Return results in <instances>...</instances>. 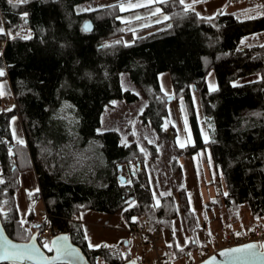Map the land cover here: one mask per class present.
<instances>
[{
  "label": "trees",
  "instance_id": "16d2710c",
  "mask_svg": "<svg viewBox=\"0 0 264 264\" xmlns=\"http://www.w3.org/2000/svg\"><path fill=\"white\" fill-rule=\"evenodd\" d=\"M101 1L105 0H0L5 28L0 41H6L0 80L10 81L18 105L0 111V217L9 237L27 242L48 228L52 236L69 234L91 264H123L131 259L121 256L124 244L87 246L82 212L122 211L128 225L143 221L151 232L168 229L173 239L180 209L193 236L207 230L210 218L220 214L228 228H235L245 211L263 218L264 43L241 42L264 32V19L240 21L224 10L207 17L187 10L180 0H165L159 4L167 15L165 25L126 43L128 29L119 4H96ZM28 28L32 38L19 35ZM165 72L170 74L171 96L186 103L194 145H177V130L167 111L170 96L162 92L158 78ZM210 72L215 73V90L207 85ZM122 74L146 101L139 119L156 136L146 150L140 149L133 134L123 139L116 129L99 131L106 106L139 99L123 89ZM194 92L200 98L208 142L201 135ZM16 116L25 144L15 142L11 134L10 121ZM203 148H210L226 186L225 194L205 205L203 223L190 209L182 186L177 195L162 193L155 206L145 163L167 153L171 175L178 179L179 158ZM122 165L129 168L123 184L118 178ZM33 169L40 190L28 194L31 209L22 221L15 194L20 174ZM35 200L45 206L41 220L32 209ZM193 236L184 249L173 248L176 257L197 251Z\"/></svg>",
  "mask_w": 264,
  "mask_h": 264
},
{
  "label": "crops",
  "instance_id": "0c3cea01",
  "mask_svg": "<svg viewBox=\"0 0 264 264\" xmlns=\"http://www.w3.org/2000/svg\"><path fill=\"white\" fill-rule=\"evenodd\" d=\"M163 1L165 0H118L119 8L122 13L121 20L126 24L128 30L131 29L136 32H141L148 28L162 27L167 22V15L162 12L159 5ZM129 5H131V7H129ZM136 5L140 6L137 7ZM183 5L184 7L185 5H190V7L185 8L207 17H213L220 10L235 15L236 13L246 11L251 7L250 0H184ZM157 9H159V11H156ZM1 22L4 27L2 18H0V26ZM135 38L136 37H134L132 41ZM260 43H264V32L247 36L243 38L241 42L242 45H254ZM162 77L165 78L163 79V82L161 79ZM158 78L162 92L165 95L172 94L173 89L170 74L167 72L161 73ZM167 79L171 84L170 82H167ZM207 85L209 90H215L217 88V81L214 72H210L207 76ZM193 102L195 105L198 103L199 107H201L200 98L196 92L193 93ZM167 111L171 124L177 130L176 142L178 147L184 148L189 145H194L195 138L192 132L185 101L183 99L173 100L168 103ZM201 114L203 122L200 121L198 117L201 135L203 141L208 142L210 139L209 131L204 121V114ZM15 118L20 120L19 117ZM13 139L17 143L23 141V143L20 144H25V132L24 136L19 138V140L14 137ZM179 162L182 166V172L179 179L180 185L185 189L190 209L196 213L199 222L203 223V218H205V205L209 201L217 199L220 194L226 193L224 180L216 169L210 148H203L192 155L183 156L179 158ZM145 170L152 200L155 206H159L161 203L162 192L157 184V177L153 169V164L149 161L146 162ZM125 171L126 169H124V174ZM126 175L127 174H125V176ZM128 179L129 178L127 177V180ZM39 190L40 184L38 175L34 169L20 174V188L15 194V201L19 217L22 221L27 219L31 209L28 201V194ZM175 195H177V193H175ZM40 203L45 208L44 203L42 201H40ZM79 219L82 222L87 246L90 249H97L103 245L119 246L124 244L126 246L125 243L129 244L128 240L134 238L129 231V225L123 218L122 211L116 214H107L104 212L88 210L82 212L79 215ZM211 225L212 223H209L208 227ZM252 226H250V228ZM235 228H238V224ZM209 230L210 228H208V231ZM158 234L159 240L162 235L165 239V250H162V256H167L171 262L172 260H175L174 257L176 256L177 249H184L192 238V235L189 234L186 229V222L181 209L179 210L178 217L174 221V239L168 229L160 230ZM201 235H204V233ZM90 243L92 245L91 247L89 246ZM97 245H99V247H97ZM173 248H177L174 250V253H172L173 250H171ZM190 257L191 256H181L178 258H181L183 261L188 260L187 264H191L190 262L192 261H199L197 251L194 258ZM171 264H183V262L179 263L176 261V263L172 262Z\"/></svg>",
  "mask_w": 264,
  "mask_h": 264
},
{
  "label": "rangeland",
  "instance_id": "374dc122",
  "mask_svg": "<svg viewBox=\"0 0 264 264\" xmlns=\"http://www.w3.org/2000/svg\"><path fill=\"white\" fill-rule=\"evenodd\" d=\"M119 4L118 0H105V1H101L96 3L97 5H106V4ZM158 28V27H157ZM0 29H2V31H0V33L4 32V27L2 26V22H1V26ZM155 29L154 28H148L145 29L141 32H136L133 31L131 29L128 30L124 40L126 43H130L132 42V39L134 37H139L151 30ZM19 33H24V31H21ZM162 82L163 79L165 78H161ZM167 82L169 83L170 81L167 79ZM121 83H122V87L124 90H130L131 92L137 94L139 96V99L136 102L133 103H127L126 101H116L112 104H110L109 106H106L104 109V112L102 114L101 117V127L99 129V131H106V130H110V129H116L118 130V132L120 133L121 137L123 139L128 138V134H133L137 144L139 145L140 149L142 150H146L147 145L154 143L156 136H155V132L154 130H152V128L149 125H145L142 123V121L139 119V115L142 113L145 105H146V101L142 95V93L140 92V90L131 83V81L128 78L127 74H122L121 75ZM171 84V82H170ZM13 92H12V88H11V84L10 81L8 79H3L0 80V97H2L3 99L10 101L11 100V96H12ZM172 94H169L167 96H171ZM196 107V112H197V117H199L200 121L203 122V118L201 117V113H203L202 108L199 107V104L197 103L195 105ZM5 109L4 107H1V110ZM18 117V116H16ZM170 121V120H169ZM171 123V122H170ZM10 129H11V134L14 138H16L17 140H19V138L24 136V130H23V125L21 123V120L16 119L15 117H13L10 121ZM168 144H170V142H168ZM169 150V149H168ZM148 162V161H147ZM153 164V169L155 172V175L157 177V184L159 189H161L162 193H169V192H174L177 193L179 187L181 186L179 183V179L180 178H173L171 175V170L169 167V156L168 154H164L159 161L156 162H152L149 161ZM125 174H127L126 176L129 178V173L127 172V170L125 171ZM32 209L35 210V212L37 213L38 219L41 220L44 215L46 214L45 208L43 207V205L40 203V201H34L32 203ZM222 213V212H221ZM213 218V219H212ZM210 218L211 220L209 222L212 223L211 226H209L208 228H210V230L208 231L205 230V232L203 230H197L195 231L194 234V238L197 239L198 245L200 246L202 243H210V241L213 240V238L219 234L221 236V239L219 241V246L217 249L223 248L227 245H225L224 241L222 239H224V235L226 233V230L228 229H234V230H241L243 231L245 228H249L250 226H252L253 224H262L264 226V217L263 218H255L251 215L248 214L247 211H245V215L244 217L241 219V222L238 223V228H228L229 227V222L226 220V217L222 214H220L219 216H215ZM142 224H144L143 221H140ZM145 225V224H144ZM131 225H129L130 227ZM146 226V225H145ZM146 228L148 229V227L146 226ZM130 231V229H129ZM148 231H150L148 229ZM151 232V231H150ZM159 231L155 232L156 234V239H157V244H156V248L154 249L151 245H142L140 239L134 237L129 239V244L128 245H124L122 246L121 249V256L125 259L127 258H131V259H137L139 260V262L141 264H157V254L161 253L159 255H162L163 252L162 250H165V243H164V237L163 235L160 237L159 240ZM131 233V231H130ZM154 233V232H153ZM165 233V232H164ZM202 233H204V235H201ZM203 237V238H202ZM53 238L52 235L47 236V243L48 246L50 247V242L51 239ZM206 239V241H205ZM198 246V248H199ZM44 248L46 250H48V247ZM211 248V253L216 251L213 250L212 245H210ZM172 253H174V249ZM49 251V250H48ZM197 253H198V249H197ZM190 256L192 258H194L196 256V252H193L190 254ZM190 257V258H191ZM175 260L172 262L178 261L183 262V264H187L188 260L183 261L181 258L178 257H174ZM191 261V260H190ZM98 264H106L103 261H99Z\"/></svg>",
  "mask_w": 264,
  "mask_h": 264
},
{
  "label": "built area",
  "instance_id": "2783aa9c",
  "mask_svg": "<svg viewBox=\"0 0 264 264\" xmlns=\"http://www.w3.org/2000/svg\"><path fill=\"white\" fill-rule=\"evenodd\" d=\"M251 7L246 11H241L235 14L236 19L240 21L255 20V19H264V0H250ZM20 36L30 39L33 37V30L28 28L24 33H19ZM7 36V35H6ZM16 35H10V38L15 37ZM5 42L0 41V57H3ZM247 46V45H244ZM17 100L12 94L11 100L7 101L0 97V107L5 109H14L16 108ZM131 234L140 239L142 245H151L154 249L156 248L157 239L155 232H150L144 224L140 221H136L131 224L129 227ZM51 235L50 229H44L43 233L38 236V241L41 246L44 247L45 242L48 241L47 236ZM222 239L227 246H236L242 245L249 242H258L263 243L264 241V226L261 224L253 225L250 229L245 231H236L234 229L226 230V233ZM221 236L217 234L213 240V246L217 247L220 245L219 241ZM206 241V239H205ZM157 249V248H156ZM157 254V264H168L169 258L167 256H162ZM209 255H211V248L209 243H202L198 248L199 261H203Z\"/></svg>",
  "mask_w": 264,
  "mask_h": 264
},
{
  "label": "snow or ice",
  "instance_id": "6c2138e0",
  "mask_svg": "<svg viewBox=\"0 0 264 264\" xmlns=\"http://www.w3.org/2000/svg\"><path fill=\"white\" fill-rule=\"evenodd\" d=\"M9 2H11V0H9ZM20 2H22V0H20ZM180 3L183 4L184 0H180ZM136 6L139 7L140 5ZM129 7H131V5H129ZM185 7H190V5H185ZM156 11H159V9ZM0 31H2V29H0ZM0 75H3V72H0ZM20 143H23V141H20ZM67 241L68 237L62 236L52 242V245L55 247L57 260L71 261L73 258H78L77 250L72 248ZM44 246L48 247L49 251L53 250L52 247L48 246L47 242H45ZM89 246H92L91 243ZM104 246L107 247V245ZM97 247H99V245H97ZM39 255V249L35 248L34 245H17L13 243L7 236L3 235V228L0 227V262L6 261L9 262V264H17L18 261L33 259ZM221 255L233 261L234 264H245V262L249 260L264 259V244H249L240 248L229 249L222 252Z\"/></svg>",
  "mask_w": 264,
  "mask_h": 264
},
{
  "label": "water",
  "instance_id": "95a60500",
  "mask_svg": "<svg viewBox=\"0 0 264 264\" xmlns=\"http://www.w3.org/2000/svg\"><path fill=\"white\" fill-rule=\"evenodd\" d=\"M174 100V96H170L167 98V102L170 103ZM124 169L127 170V172L129 173V168L127 165H122L119 166V181L123 184L127 182V177L124 174ZM0 227L3 228V235L7 236L13 243L17 244V245H25V244H31L34 245L35 248L39 249V256L34 257L33 259H23L21 261H18L17 264H91V262L89 261L88 257L86 256L85 252L82 250V248H80L79 246L75 245L72 241V238L69 234L67 233H62V234H58L55 235L50 242V247L53 248V250L51 251V254H49L40 244L38 241V233H35L31 239L27 242H19V241H15L13 239H11L9 237V235L7 234L1 217H0ZM40 227V225H38V228ZM62 236H67L68 237V241L67 243L74 249L77 250L78 252V258H73L71 261H65V260H57L56 259V251H55V247L52 245V242L57 240L59 237ZM126 245L128 243H125ZM249 244H256V245H260V244H264L263 243H258V242H249V243H245L242 245H236V246H227V247H223L220 248L218 250H216L215 252H213L211 255H209L206 259H204L203 261H200L196 264H234L233 261L229 260L228 258L224 257L221 255L222 252L227 251L229 249H234V248H240L243 247L245 245H249ZM0 264H9V262H0ZM123 264H141L137 259H130L129 261L123 263ZM245 264H264V259H253V260H249L247 262H245Z\"/></svg>",
  "mask_w": 264,
  "mask_h": 264
}]
</instances>
